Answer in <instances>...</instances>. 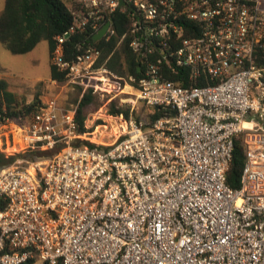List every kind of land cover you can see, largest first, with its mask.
<instances>
[{
    "label": "built area",
    "instance_id": "built-area-1",
    "mask_svg": "<svg viewBox=\"0 0 264 264\" xmlns=\"http://www.w3.org/2000/svg\"><path fill=\"white\" fill-rule=\"evenodd\" d=\"M63 1L74 22L52 64L82 91L42 104L24 125L37 156L0 170V264H264V0ZM127 9L140 76L108 69L96 46L66 60L72 35L110 23L95 42L110 41ZM88 90L130 109L107 114L117 128L102 141L88 131L99 120L82 132L76 118Z\"/></svg>",
    "mask_w": 264,
    "mask_h": 264
},
{
    "label": "trees",
    "instance_id": "trees-1",
    "mask_svg": "<svg viewBox=\"0 0 264 264\" xmlns=\"http://www.w3.org/2000/svg\"><path fill=\"white\" fill-rule=\"evenodd\" d=\"M116 35L110 41L95 42L92 33L86 31L76 33L65 43L64 56L66 60L73 61L81 53L80 47L96 46L102 51L101 63L120 74H130L140 76L139 68H144V58L130 47L132 41L131 31L133 29V18L130 15V9L125 12L117 11L111 16ZM74 22V15L70 7L63 0H5L4 10L0 13V42L14 55H23L33 51L39 43L46 41L49 46L50 59L56 47V37L68 31ZM124 40L121 42V39ZM157 55L152 56L153 60ZM168 63L164 62L162 66L167 69ZM182 75L188 77L189 71L181 69ZM180 74V75H181ZM179 76L169 73L167 78L177 81ZM184 77V76H183ZM50 78L59 84L66 83V72H61L55 65H51ZM184 86L189 85L184 80ZM81 94V89L79 90ZM42 106L37 98L30 105H23L17 101L16 96L8 90V84L0 80V120H19L24 125L26 120L36 113ZM103 106L100 103L98 95L92 90H88L80 100L77 109V121L81 131L85 132L84 122L89 113L98 111ZM153 118H159L162 114L156 110ZM130 109L119 106L117 102H111L109 105V116L124 115L129 117ZM101 124V122L99 121ZM37 153H28L22 157L29 160L35 159ZM38 156H45V153H38ZM17 157L5 159L0 153V168L5 169L11 166ZM244 165V147L240 143L236 144L234 157L227 173V184L232 188H238L240 185V176ZM3 204L0 202V208ZM29 264H34L30 262Z\"/></svg>",
    "mask_w": 264,
    "mask_h": 264
},
{
    "label": "rangeland",
    "instance_id": "rangeland-1",
    "mask_svg": "<svg viewBox=\"0 0 264 264\" xmlns=\"http://www.w3.org/2000/svg\"><path fill=\"white\" fill-rule=\"evenodd\" d=\"M4 7L5 0H0V13ZM51 65L52 59H50L49 46L46 41H42L33 51L23 55L12 54L0 42V80L7 82L8 90L16 96L21 106L30 105L37 98L42 104L56 100L65 107H71L78 103L79 89L72 87L67 82L59 84L52 81L50 78ZM99 98L103 106L98 111L87 115L89 120L87 124L91 126L97 120L101 122L103 126L100 127V132L96 133V128L88 131L92 140L102 141L107 135L105 133L110 132L111 127H114L115 130L117 125L113 122L114 124L112 123L110 126L105 118L99 116H108L109 105L111 101H114L113 98L111 96L104 98L99 96ZM136 109L140 110L141 107L137 105ZM24 125L19 120H9L0 128V153L4 155L5 159L17 157L11 166L20 160H29L22 157L31 153L27 148Z\"/></svg>",
    "mask_w": 264,
    "mask_h": 264
},
{
    "label": "water",
    "instance_id": "water-1",
    "mask_svg": "<svg viewBox=\"0 0 264 264\" xmlns=\"http://www.w3.org/2000/svg\"><path fill=\"white\" fill-rule=\"evenodd\" d=\"M120 5L123 7L126 5V3L123 0H120ZM110 23H107L94 37L93 40L94 41H99L103 38V36L105 35L107 29L109 28Z\"/></svg>",
    "mask_w": 264,
    "mask_h": 264
},
{
    "label": "bare ground",
    "instance_id": "bare-ground-1",
    "mask_svg": "<svg viewBox=\"0 0 264 264\" xmlns=\"http://www.w3.org/2000/svg\"><path fill=\"white\" fill-rule=\"evenodd\" d=\"M100 117H102V118H105V120L108 122V123H110V126H112V123L114 122V120L111 118V117H109V116H101V115H99ZM94 121V120H93ZM114 124V123H113ZM106 128V127H105ZM112 129L110 130V132H108L107 133V135H114L115 133H116V128H115V130H114V127H111ZM97 132H100V127H98L97 128V130H96V133ZM16 149V148H15Z\"/></svg>",
    "mask_w": 264,
    "mask_h": 264
}]
</instances>
